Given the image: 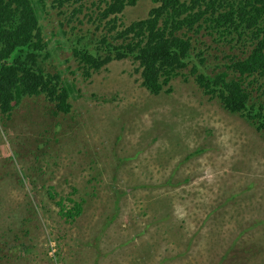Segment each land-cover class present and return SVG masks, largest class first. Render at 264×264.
Returning a JSON list of instances; mask_svg holds the SVG:
<instances>
[{"label":"rangeland","instance_id":"374dc122","mask_svg":"<svg viewBox=\"0 0 264 264\" xmlns=\"http://www.w3.org/2000/svg\"><path fill=\"white\" fill-rule=\"evenodd\" d=\"M106 1L76 14L80 4L37 3L44 65L74 86L72 108L39 96L0 113V264H264V137L188 71L157 96L131 59L86 75L73 48L105 33ZM157 5L117 16L127 26ZM208 33L198 49L210 72L251 50ZM61 199L84 201L82 214L61 216Z\"/></svg>","mask_w":264,"mask_h":264},{"label":"trees","instance_id":"16d2710c","mask_svg":"<svg viewBox=\"0 0 264 264\" xmlns=\"http://www.w3.org/2000/svg\"><path fill=\"white\" fill-rule=\"evenodd\" d=\"M43 1L0 0V113L6 119L24 98L44 96L56 113H69L72 108L74 86L44 65L50 40L45 38L37 9ZM58 1L61 7L85 0ZM152 1L158 5L148 17L127 26H119L117 15L136 0L106 1L97 18L105 33L92 39L91 48L87 44L73 48L86 75L112 61L131 59L138 64L142 86L157 96L176 77H187L184 71H188L204 94L219 100L227 112L242 116L264 137V0ZM81 8L80 4L73 14ZM201 30L220 38L235 35L231 41L238 45L249 39L251 50L243 58L231 54L227 62L215 65L216 72H210L203 48L198 49ZM69 201L70 208L63 199L57 203L60 215L76 219L84 201Z\"/></svg>","mask_w":264,"mask_h":264},{"label":"clouds","instance_id":"9594fccd","mask_svg":"<svg viewBox=\"0 0 264 264\" xmlns=\"http://www.w3.org/2000/svg\"><path fill=\"white\" fill-rule=\"evenodd\" d=\"M122 13H123V11H122ZM122 13H121V14H122ZM119 15H120V14H119ZM120 19H121V18L119 17V18H118L119 26H120V24H121V23H120ZM119 29H120V28H119Z\"/></svg>","mask_w":264,"mask_h":264}]
</instances>
